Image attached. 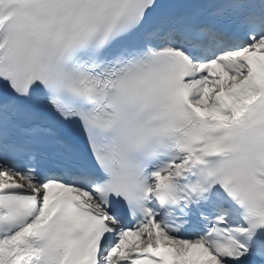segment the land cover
I'll return each mask as SVG.
<instances>
[{
	"label": "snow or ice",
	"instance_id": "6c2138e0",
	"mask_svg": "<svg viewBox=\"0 0 264 264\" xmlns=\"http://www.w3.org/2000/svg\"><path fill=\"white\" fill-rule=\"evenodd\" d=\"M0 264H264V0H0Z\"/></svg>",
	"mask_w": 264,
	"mask_h": 264
}]
</instances>
